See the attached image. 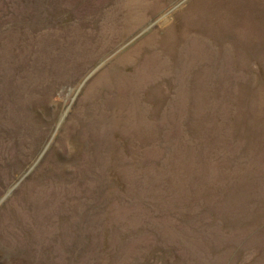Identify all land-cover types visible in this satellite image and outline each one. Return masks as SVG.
Listing matches in <instances>:
<instances>
[{
	"label": "rangeland",
	"instance_id": "rangeland-1",
	"mask_svg": "<svg viewBox=\"0 0 264 264\" xmlns=\"http://www.w3.org/2000/svg\"><path fill=\"white\" fill-rule=\"evenodd\" d=\"M0 264H264V0H0Z\"/></svg>",
	"mask_w": 264,
	"mask_h": 264
}]
</instances>
